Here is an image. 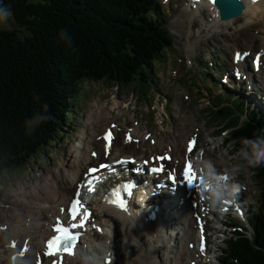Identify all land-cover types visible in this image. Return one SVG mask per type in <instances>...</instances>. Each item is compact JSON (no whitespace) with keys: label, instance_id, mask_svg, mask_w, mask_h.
<instances>
[{"label":"trees","instance_id":"trees-1","mask_svg":"<svg viewBox=\"0 0 264 264\" xmlns=\"http://www.w3.org/2000/svg\"><path fill=\"white\" fill-rule=\"evenodd\" d=\"M0 7L22 26L0 31V179L46 156L85 80L153 78L146 67L173 44L159 0H0ZM255 110L242 133L261 159L263 188L249 220L253 238L231 240L225 264H264V114Z\"/></svg>","mask_w":264,"mask_h":264},{"label":"rangeland","instance_id":"rangeland-1","mask_svg":"<svg viewBox=\"0 0 264 264\" xmlns=\"http://www.w3.org/2000/svg\"><path fill=\"white\" fill-rule=\"evenodd\" d=\"M171 1L172 0H169L168 5L170 9L166 12L168 21L167 27L170 30V33L175 36L176 42H179V44H177L178 48L176 51L174 50L172 54L167 55L168 61H157L155 66L157 68V71H160L161 73L166 75L167 81L171 87L172 85L169 79L171 78V74H173L174 72L172 67L173 65L178 64L175 58L177 57V55L181 54L180 51L182 48L186 63H181L176 73L183 68L185 69H183L178 74V76H174V79L177 81V86H173L170 91L167 88H162V91H164L165 95H159L155 91L154 85L149 84L147 81H143V79L139 78L138 80L130 84H123L122 88L115 86L114 83L106 81L97 82L96 84L92 83V86L82 88L80 93L76 96V100L79 104L82 105L80 107V112L82 113V116L85 120L82 121V123H76L74 125H70L68 128H65L64 136L70 134L71 137H68L67 141H65V137L61 141H59V149L55 150L54 148H52L53 153L47 154L41 160H39L38 164H36L35 168L33 169L34 171H26V173H31L32 178H35L34 181L29 183V187L32 186V183L40 184L44 181L48 182L47 180L49 179V177H52L53 175V169L59 168L61 166V163H65L69 159V157L74 154V147L78 143L79 136L83 133L84 129L86 130V128L88 127V114L93 107V103L99 100L103 103V105L107 102L109 104L108 107H110V111L121 116L122 119L126 118L130 120L129 117L135 116L136 118L137 116H142L147 122V125H151L154 128H156V123L160 121V127H163V131L172 126L180 125L186 127L188 124V115H190L192 118L196 117V120L202 127L200 137L204 140L205 147L214 155L219 156L218 150L215 148H211L210 144L211 142L217 141V138L220 139L221 136H227L228 132L221 135V131H219L220 129L215 128L217 124L222 125V121L218 119L220 115L213 112V109L211 108L210 104L213 102L211 98L208 99V95L203 93L205 86L212 87V83L207 81V65L198 66V64L195 63V58L200 51L201 58H207L208 50L205 51L203 47L207 46L209 49H211L213 48V45L216 44L218 45V51L222 50V53H225L227 55L225 68L228 69L227 71H231V66L227 64L231 62V52L235 45L233 43L229 44L226 36H218L217 30L219 28L208 26V24L203 25L202 23H199L200 16L193 10L185 8L184 3H181L182 0H179V2L177 3L178 5H180L181 3V7L177 8L173 7V4L170 3ZM207 19L208 15L206 16V20ZM206 20L202 19L203 22H205ZM237 26H239V24ZM237 26L233 27L229 31L230 33L228 34V36H235ZM21 27L22 26L15 24L13 15L10 12L0 9V31H12V29L22 30ZM261 42L263 43L264 40L257 39L254 42V45L260 47L262 46ZM215 59L216 61L219 60L218 54L216 55ZM197 67L198 69H195ZM147 70H149V74H152V76L155 77L156 81L159 82L158 74H154V72L150 68H148ZM178 85H182L186 89L191 90V94H188V91L186 90H182L181 88L179 89ZM163 86H165V83L159 85L158 88L161 90V87ZM152 95L155 96L152 97ZM185 95H189L188 98H185ZM86 99H88L87 105L83 102V100ZM115 101L121 102V104L125 108V112H119V110H115V108H112V105L115 103ZM179 107L181 108V111H179ZM213 114L217 119L213 117ZM225 116L227 115H223L224 119L226 118ZM206 119L209 121L210 125H208ZM232 142H230V144H232ZM221 143V151L223 150L222 153L226 156L220 157L224 158L227 161L230 168L234 167L237 173H239L243 177L246 176L245 178L250 186V193L249 195H246L250 198L251 201L254 196L260 195L258 189L263 188V186L261 185V181L257 177V174L259 172L251 170L249 166L238 161H243L242 158L244 157V160L250 164L254 158L253 153L251 151H248L246 153H243V157H240L232 150L230 144H227V140H225V138ZM71 149L73 150L70 153ZM256 166L259 165H257L256 163ZM23 194H25V196H23L24 198H26L27 194L31 195V193L26 192H21L20 195ZM9 203H11V201ZM17 207L18 206L16 205L15 210ZM20 209L21 213H23L22 204L20 205ZM96 211L98 212L100 218L103 220L104 217L102 213L99 210ZM3 217L4 214L0 216V220H2ZM19 218L20 217L17 216V219ZM223 219L231 220L229 217H223ZM215 225L220 227L221 221H218V223H215ZM222 228L225 234H220L219 238H216V234L215 237H213L212 247L215 249V259L211 264H220L219 256L223 247H225V242H230L233 238H238V235H236L237 231H235L234 229L228 228L226 226H223ZM116 230L119 231V229ZM116 230L114 233L116 234L119 243L120 236L118 232H116ZM137 237L141 239L140 235H137ZM141 242H145V240L141 239ZM120 248L121 247L119 246V249ZM130 248L134 250V252L128 256L127 264H177V261L168 262V259L163 256H159L158 259H154L153 253L150 252H144L142 255L140 254V257H137L136 254H138V251L132 244ZM164 251H166V249H164ZM154 254H158V251Z\"/></svg>","mask_w":264,"mask_h":264},{"label":"bare ground","instance_id":"bare-ground-1","mask_svg":"<svg viewBox=\"0 0 264 264\" xmlns=\"http://www.w3.org/2000/svg\"><path fill=\"white\" fill-rule=\"evenodd\" d=\"M206 9H208L210 16H212V14L216 12L215 10L211 11L210 6H208ZM213 22H214L213 26L216 28H219L217 32L222 35L224 34V36H226L228 41L229 42L233 41L232 43L235 45H237L238 43H243L244 45H246L247 43L245 42V38L253 39L254 36L256 37L255 41L257 39H264V0H258L255 2V4L247 5L244 13L237 18H232L226 21L216 18V19H213ZM238 24L239 26H237ZM235 26H237L236 28L237 30L240 28L242 29L241 31L242 38L231 39V35L228 36V34L230 33L229 31ZM215 46H218V45L215 44ZM254 47L256 46L254 45ZM214 51H216V49H214ZM248 75H250L249 77L252 76V74L250 73H248ZM246 83H247L246 80L241 81V84L244 86H246ZM229 89L232 90L231 93L233 94L234 88L232 86H228V90ZM112 108H115V110H119V112H125L124 106L119 101H115V103L112 105ZM179 111H181L180 107H179ZM110 114L111 112H109L108 106H104L103 103L100 102V100L94 102L93 107L88 114V119H87L88 127L86 128V130L84 129L83 133L79 136L78 143L74 147V154L71 155L65 163H61V166L59 168H56L54 170V178L52 175V177H49V179L47 180L48 182L44 181V182H41L40 184L36 183L35 187L31 190V193L33 194L32 199L27 200L25 198L18 197L17 199L12 200L11 203L15 202L17 205H19L20 203L23 202V200H25L26 204H28L29 207L35 206L37 209L42 204L41 208L43 207V210H45L46 203L43 202V200L42 202L38 201L39 193H43L44 197H46L50 201H53L57 206H60L62 204H68L72 196L74 195L77 182L81 180L83 173L87 171L88 165L101 164L102 162L106 161L109 158L116 159L118 156H121V155L128 156V155L136 154V153H144L146 150H149V149L158 150L160 148L161 140L159 137H157V142L154 145H152L150 141H147L143 138V135L146 134L149 130L142 132V139L140 143L138 144H135L134 142L129 143V144L124 143V134L119 133L118 137L115 139V142L113 144V149L110 150L109 155H108V152H107L108 150L105 148L103 140L102 139L99 140L97 137L98 135L102 134V132L104 131L102 127L99 126V122H105L104 127H107L109 123L112 121L110 120L107 123V117ZM112 115H113V112H112ZM225 117L226 118L224 120L227 121L228 115ZM132 118L133 120L136 119L134 117ZM139 124H140V121H139ZM121 125L124 126L123 124ZM143 126H145V123H143ZM127 128H128L127 126H124V130H126ZM136 130L138 131L137 128ZM158 131L161 136L166 134V131H163L162 128H158ZM188 135H189V130L186 129L185 127V138L183 139L181 143L177 141L179 150L182 151L183 153H185V150H186V140H187ZM171 138H175V135L172 134L170 136V139ZM224 138L225 140H227V144H230V141L227 139L229 137L227 136H223V137L221 136L220 139L217 138L216 139L217 141L211 142L210 144L212 148H215L218 150L219 156H226L225 154L222 153L223 150L221 151V146H222L221 142L224 141ZM243 139L244 138L241 135H237V138L235 136V139L233 140L232 144H230L232 150L235 153H237L240 157H243V153L248 152L244 149H241L239 146V144H241V141ZM151 140L154 141L155 139H151ZM132 146H134V148H132ZM92 150H95V151H93V155L91 156L90 153ZM242 159L243 161H238V162L249 166L251 170H254L255 172L261 171L260 166H256V160L254 158L250 164L244 160V157ZM138 161L142 163L141 158H138ZM257 165H259V163H257ZM257 177H258V174H257ZM58 182H61V184H58ZM28 191H30V188H28ZM49 200L47 201V203L49 202ZM97 207H98L97 209L102 213L104 217L102 224H104L108 228H113L112 230H114V227H115V230L119 229V231L116 230V232H118L120 238H122V232L124 233L123 240L122 241L120 240L121 248L120 250L117 249L115 252L119 260L124 258L125 263H127L128 256L133 253L127 249V245L125 244V241L127 240H131L133 244H135L136 246H139L138 254H141L142 251L147 252V253L148 252L154 253L158 251V253L163 254V256L170 261L172 260L173 257H175V255H172V253L176 250L175 245L177 243H180V234H181L180 232L177 234L176 237L171 236V235H175L174 231L172 230H170V232H168L167 235H161V232H163L164 230L154 225L156 230L154 228V231L152 232L153 228H147L144 221L140 220L135 214L133 216L126 215L123 212L117 210L116 208L105 205L104 203H101V202L97 204ZM140 207H141V204H137L136 206H134V209L132 208V211L135 210L137 214H139L142 210V208ZM15 211L19 212V209L16 208ZM186 212L188 211H182L180 215H178L179 213L172 214L170 217L166 219V224L168 226L171 225L175 217L178 219L180 218L182 221L184 218L189 216V213H186ZM41 213H42L41 210H38L36 214L40 216ZM151 223L155 224L156 220L151 221ZM172 228H175V226L173 225ZM18 231L19 229L13 224L9 225L5 231L1 232L0 242L5 243L6 242L5 235H10ZM21 231H24V229H22ZM135 231H140L141 233L146 235L147 241L145 242L144 245L140 243L139 238L134 233ZM42 233H43L44 238L50 235V233L47 232L46 230H44ZM95 234H96V238L94 240V243L92 244L93 245L95 244L96 252L98 253L99 258L102 260L105 254L108 251L112 250V248L110 246V242H108L109 240L108 236H106L105 234H99V233H95ZM160 240H162L163 242ZM199 245L200 243H198V246ZM164 248L166 249V251H164ZM189 250L190 249L188 247L184 248L185 253L187 251L189 252ZM167 252L169 254L168 256L165 255V253ZM189 253L191 254V252ZM138 254H136L137 257H140ZM6 259L7 258L5 256H1L0 264H7ZM68 264H84V261L78 255L76 257L69 258Z\"/></svg>","mask_w":264,"mask_h":264},{"label":"water","instance_id":"water-1","mask_svg":"<svg viewBox=\"0 0 264 264\" xmlns=\"http://www.w3.org/2000/svg\"><path fill=\"white\" fill-rule=\"evenodd\" d=\"M217 5L220 7L224 19L237 16L243 8V4L236 0H217Z\"/></svg>","mask_w":264,"mask_h":264}]
</instances>
